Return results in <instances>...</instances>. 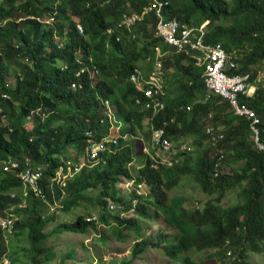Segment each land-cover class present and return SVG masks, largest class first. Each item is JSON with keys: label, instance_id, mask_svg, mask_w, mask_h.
Returning a JSON list of instances; mask_svg holds the SVG:
<instances>
[{"label": "trees", "instance_id": "trees-1", "mask_svg": "<svg viewBox=\"0 0 264 264\" xmlns=\"http://www.w3.org/2000/svg\"><path fill=\"white\" fill-rule=\"evenodd\" d=\"M107 1L2 0L0 3V162L11 157L23 162L24 157H30L33 165H49L40 182L49 198L47 203L59 200L60 210L65 213L76 209L86 211L73 223L57 225L55 233L85 234L89 229L98 231L97 227L101 226L119 241L128 240L131 234L141 239L139 218H152L149 214L152 208L157 219L162 218L178 232L173 236L172 247L162 249L173 262L181 264L183 256L193 250H218L223 259L228 254L235 256L230 264H250V253H264V153L252 140L250 122L236 116L221 98L206 101L203 69L184 56H175L171 47L156 38L158 22L153 13L147 14L139 25L138 41L125 38L117 42L105 34L123 14L141 15L149 0ZM168 1L171 2L168 20L177 18L197 29L208 24L206 44H221L227 53L236 54L237 75L253 74L251 83L257 86L255 98L242 100L241 106L257 115L264 143V82H256L257 72L264 71V0ZM73 18L82 24L83 35ZM56 38L62 46L59 47ZM158 48L172 51L165 69L173 71L171 76L180 86L181 95L178 99L167 97L166 109L145 126L152 114L135 106L136 92L129 80L139 70H152L147 60L156 55ZM92 50L97 55L90 61ZM94 67L98 72L96 83ZM18 74L21 76L9 88L7 78H16ZM73 85H76L74 89ZM106 102L123 123L117 145L111 146L99 162L75 174L63 190L59 185L46 188L62 161L69 159L70 150H75L79 157L84 155L89 130L95 131L97 140L108 135L109 124L100 126L106 117ZM188 107L192 108L191 112L187 111ZM32 112L36 113L30 118ZM209 114L214 116L212 124L224 129L225 139L219 148L225 152V164H241L240 171L225 172L214 179L212 152L198 151L196 163L186 153L179 165L158 169L153 168L148 158L144 162L138 156L135 141L139 135L150 140L152 124L155 128L166 125L167 137L172 141L194 138V146L203 147ZM72 161L79 162L77 158ZM132 164L139 167L137 171ZM189 175L194 176L209 197L202 209L189 210L179 198L169 200L168 190ZM121 179L145 183L149 195L122 196L118 189ZM21 188L17 179L0 171V218H6L12 206L16 207L13 213L18 217L10 231L0 227V264L18 255L9 247V238L28 241L30 247L24 250L23 257L26 264H49L58 257L54 249L46 246L49 238L46 228L55 222V215H47V203L32 189L25 196ZM233 191L239 200L236 205L225 207L223 201ZM111 200L139 218H123L110 210ZM22 201L26 205L18 208ZM90 209L92 213L88 212ZM88 217H95L96 222L86 221ZM99 236L102 242L107 240L105 233ZM161 237L160 234L157 244L152 240L135 243L133 259L143 256L149 248L161 249L168 241L167 236ZM72 259L74 254L64 255L61 264ZM184 264L205 263L187 256Z\"/></svg>", "mask_w": 264, "mask_h": 264}, {"label": "built area", "instance_id": "built-area-1", "mask_svg": "<svg viewBox=\"0 0 264 264\" xmlns=\"http://www.w3.org/2000/svg\"><path fill=\"white\" fill-rule=\"evenodd\" d=\"M119 1V0H116ZM90 4H88L89 6ZM171 7V2L168 0H149V5L141 15L137 14H123L122 18L116 25L110 27L107 34L114 37L117 42H121L124 37L133 41H138L141 38L138 32V27L145 20L149 13H153L157 19L156 38L163 40L173 50L176 56H184L194 62V66L203 69L202 79L206 90V101L211 100L212 97L221 98L222 101L227 102L235 115L245 118L250 122L252 131V140L257 148L264 153V143L261 140V130L259 128L260 120L257 115L246 106H241L242 100L254 99L257 86L251 83L253 74L237 75L239 66L236 63V54L227 53L221 44L209 45L206 44V28L208 24L201 28H193L189 25L182 24L177 18L168 20L167 13ZM82 32V29H80ZM172 51L164 52L163 49L158 48L155 56H150L147 64L151 67L150 72H142L139 70L136 74L131 76L130 82L135 86L138 97H135V105L143 112H151L154 116L163 112L165 108L164 103V88L166 86L168 71L165 69V61L172 55ZM167 57V58H166ZM264 65V64H263ZM171 70V69H169ZM172 71V70H171ZM173 72V71H172ZM94 67V74H97ZM233 74V75H232ZM21 76L18 74V77ZM258 83L264 82V71L257 72ZM76 85H73L74 89ZM3 97L9 99L8 95ZM106 117L112 122L113 128L114 115L109 103H105ZM192 108L188 107L187 111L191 112ZM36 112H32L31 116ZM5 119V117H3ZM214 120L213 114L208 115L209 125L206 127L205 136L207 143L212 147L213 170L212 177L219 178L225 173V152L219 148L224 141V129L216 128L212 122ZM104 120H101L100 125H103ZM119 131V127L115 128ZM88 137L93 138V133H88ZM117 137H111V134L99 143L90 144L86 152L88 161L98 160L102 154L108 151L109 145H117ZM192 149L186 141H172L167 137L166 125L161 128H151V139L149 148H144V153L152 162L153 168H173L181 163L182 156L186 153H191ZM66 167H62L51 176L49 182L46 183V188H54L59 185L65 187L68 179L74 176L75 173L80 172L84 163L75 165L73 162H67ZM48 165H33L30 157H24L23 162L14 158H8L6 161L0 162V171L10 174L17 179L22 188L23 195H27L32 189L37 197L43 200L47 199V194L43 191L40 182L43 181L45 171ZM126 189L132 188L137 194L146 193L142 185L134 188L132 181L125 183ZM53 193V192H52ZM14 196L13 193L10 195ZM26 201L20 202L18 208L24 207ZM114 203L110 204V210H116ZM16 207L12 206L8 210V216L4 219L0 218V227L9 229L18 217L15 211ZM88 219V220H93ZM3 264H10L7 259Z\"/></svg>", "mask_w": 264, "mask_h": 264}, {"label": "rangeland", "instance_id": "rangeland-1", "mask_svg": "<svg viewBox=\"0 0 264 264\" xmlns=\"http://www.w3.org/2000/svg\"><path fill=\"white\" fill-rule=\"evenodd\" d=\"M1 2L2 0H0V3ZM20 3L21 1H18L17 5H20ZM90 54L91 59L95 60L97 52L92 50ZM80 57H82L81 54ZM144 66L145 64L143 65V67ZM167 71L168 74H170L168 75L167 83L168 97L171 99H178L181 95V92L178 91L180 86H177L175 84V79L171 76L173 72L169 69ZM12 78L13 77L7 78V82L11 81V84H9L11 88L15 84ZM97 80V78H94V83H96ZM149 125L150 122L149 120H147L145 122V126ZM148 130L149 129H147L146 131ZM114 136H117L115 134V131L111 133V137ZM127 139L131 138L127 137ZM182 140H185L189 144V147H191L192 151L190 153V156L192 155L194 163L197 162L198 151H200L201 154H210L212 152V147L207 143V141L204 142L203 147L197 148L193 143L194 138H187ZM135 142L138 156L145 162L147 156L144 153V148H149L150 140H145L141 135H139ZM69 156L71 157V159H73L77 157V154L70 150ZM182 161L183 159L181 160V162ZM86 164H88V162H85V165ZM132 165V168L137 171L136 168L138 166L136 164ZM241 166V164L233 166L226 165L225 172H238L240 171L239 169L241 168ZM121 182H123V179H121L120 183L118 184L120 193L128 198L133 197L134 195L131 193L133 189L131 188L127 192L124 191L123 188L120 187ZM145 191L148 192V190ZM168 196L170 201H173L176 198L181 199L184 206L189 210L198 208L202 209L209 199L208 195L204 194L201 186L196 181L193 175L182 177L172 190H168ZM238 200L239 198L237 192L233 191L229 193L223 203L225 207H230L236 205ZM83 212L85 213L86 211L84 209H76L70 213H65L60 209L47 211V215H55V222L51 223L46 228V231L49 233V238L46 240V246L50 249H54L58 253L57 259L49 264H61L62 257L67 254H74V259L66 260L64 264H125V262H129L130 260H133L131 264H177L176 262H173L170 258H168L162 249L172 247V244L174 243L173 236L177 235L178 232L172 229L166 222L163 221L162 218L157 219L154 216V210L152 208L149 209V214L152 217L150 219H141L134 213H127L130 218H139L142 227V230L140 232V235L142 236L141 239H138L137 235L131 234L128 240L119 241L108 230L101 226L97 227L98 231L89 229L85 234H74L70 232L55 233V231L57 230V225L63 223H73ZM88 212L92 213L91 209ZM101 233L106 234L107 240L105 242L101 241V238L99 236V234ZM160 234L162 235L161 238H166L167 236L168 239L166 243L162 244L163 247L161 249L149 248L143 254V256L137 258L136 260L133 259L132 250L135 247V243H142L140 242L142 240H152L154 244H157V240L160 239ZM12 240H10L9 238V247H13L18 252V255L12 257V260H15L17 262L16 264H26V260L25 258L23 259V257L26 255L24 250H28V248L30 247L28 241L23 239L20 242V240L17 238H15L13 241ZM187 256L192 257L195 261L204 262L205 264H230L235 259V256L230 254H228L227 259H223L218 250H208L203 252L193 250L183 256L184 262L185 257ZM12 260L9 259V263ZM184 262H182L181 264H184ZM248 262L250 264H264V253H250Z\"/></svg>", "mask_w": 264, "mask_h": 264}, {"label": "clouds", "instance_id": "clouds-1", "mask_svg": "<svg viewBox=\"0 0 264 264\" xmlns=\"http://www.w3.org/2000/svg\"><path fill=\"white\" fill-rule=\"evenodd\" d=\"M116 0H108L107 1V3H114ZM88 4H91L90 2H88L87 3V6H88ZM73 20L76 22V24H77V28L79 29V33L81 34V35H83L84 34V30H83V26H82V24H80V22H79V19L78 18H73ZM47 22L48 23H50L51 22V20L49 19V20H47ZM116 25V24H115ZM80 29H82V32L80 31ZM109 29V28H108ZM108 29H107V31H108ZM107 31H106V35H108L107 34ZM109 36V35H108ZM56 41H57V43L59 44V47L60 46H62V43H61V41H60V39H58V38H56ZM78 58L81 60V57L80 56H78ZM90 61H92V59H90ZM82 72H84V71H82ZM97 76V74H95L94 76H93V79L94 78H97L96 77ZM17 78H19L18 76L15 78V77H13L12 79L14 80V83L16 82V79ZM131 79V78H130ZM6 82H7V80H6ZM129 82H130V80H129ZM131 83V82H130ZM167 83H168V78H167V82H166V86H165V88H164V92H165V96H164V103H165V108L167 107V104H166V98L168 97V94H167V89H168V85H167ZM7 84H8V86H9V88H10V85L9 84H11V81H9V82H7ZM15 85V84H14ZM133 85V84H132ZM133 87L135 88V86L133 85ZM135 92H136V95H135V97H138L139 96V93L137 92V89H135ZM135 97H134V101H135ZM106 103H109V102H106ZM135 103V102H134ZM136 106V105H135ZM137 107V106H136ZM112 108V111H113V115H114V122H117V124H114V126H115V128L116 127H119V131H117L115 128H113V126H112V122L107 118V117H104L102 120H104V122H103V125L104 124H106V123H108L109 124V126H110V129H109V133H108V135L107 136H109L113 131H115V134L117 135L116 137H117V139L119 140L121 137H120V130L122 129V127H123V123L122 122H119L118 121V119L116 118V114H115V111H114V109H113V107H111ZM140 109V108H139ZM140 111H141V109H140ZM141 112H143V111H141ZM147 113H151V112H147ZM152 114V113H151ZM159 115V114H158ZM157 116V115H156ZM156 116H154L153 114H152V118H149L148 117V120H149V122H152L153 121V119L156 117ZM30 118H33V116H31V114H30ZM29 118V119H30ZM87 121V123L90 121V120H86ZM101 122V121H100ZM103 125H100V126H103ZM152 127H154L153 126V124L151 125ZM121 127V128H120ZM151 127V128H152ZM151 128H150V133H151ZM155 128V127H154ZM93 133V138H89L88 137V133ZM106 136V137H107ZM86 137L88 138V145H87V147H86V149H85V152H84V155L82 156V157H79L78 156V154H77V152L75 151V150H72L74 153H76L77 154V157H75V158H73V159H71V157L69 156L68 158V160H64V161H62V165L56 170V172L58 171V170H60L62 167H66L67 165H66V163L67 162H73V164H75V165H80L81 164V161H82V163H84V166H83V168L84 167H86V166H89V165H91V164H94V163H97V162H99L100 160H101V158H102V155H104V154H106V153H108V152H110V150H111V145H109V149H108V151L107 152H105L104 154H102L101 155V157L98 159V160H96V161H88L87 160V158H86V152H87V149L89 148V146H90V144H92V143H94V142H96V143H99V142H101V140L102 139H105L106 137H104V138H102L101 140H97V137H96V134H95V131L94 130H89L87 133H86ZM151 139V138H150ZM180 141V140H179ZM181 141H185V140H181ZM70 152V151H69ZM78 159V164H76V163H74V161H72V160H74V159ZM85 162H88V164H86L85 165ZM151 162V161H150ZM152 163V162H151ZM43 166H46V165H43ZM153 166V165H152ZM49 168V165H48V167H47V169ZM82 168V169H83ZM137 168H139V167H137ZM81 169V170H82ZM80 170V171H81ZM77 173H79V172H77ZM77 173H75V174H77ZM74 174V175H75ZM54 175H55V173H54ZM53 175V176H54ZM74 177V176H73ZM73 177H71V178H73ZM70 178V179H71ZM69 180V179H68ZM68 180H67V182H68ZM127 181H132L133 182V186H134V188H138V186L139 185H142L143 186V189L144 190H148V192H146V193H143V194H137V192L135 191V190H133L131 193L133 194V195H137V196H147V195H149V193H150V190H149V188H148V186L145 184V183H140V184H137V183H135V181L134 180H126V179H123V182H121V184H120V187H122L123 188V190L124 191H128L129 189H126V187H125V183L127 182ZM67 182H66V184H65V187H66V185H67ZM56 187V186H55ZM65 187H61V190H63ZM121 188V189H122ZM118 189H119V187H118ZM131 189V188H130ZM54 194V193H53ZM121 195H122V193H121ZM122 196H124V195H122ZM43 200V199H42ZM44 202H48L49 201V198H48V196H47V199L46 200H43ZM111 203H114L115 205H116V210H113V211H115V212H117V214H119L120 216H122L123 218L125 217V218H130L128 215H127V212H126V210H124V207L122 206V205H120V204H117V203H115V202H113L112 200L110 201V204ZM47 206H48V208H49V210H51V211H54V210H56V209H61L62 208V206H61V204H60V201L59 200H56L54 203H47ZM130 213H133V212H130ZM92 218H95V217H88V218H86V221H88V222H91V221H95L96 222V218L95 219H93V220H88V219H92Z\"/></svg>", "mask_w": 264, "mask_h": 264}]
</instances>
